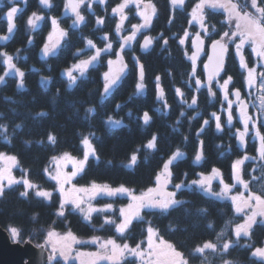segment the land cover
<instances>
[{
  "label": "trees",
  "instance_id": "1",
  "mask_svg": "<svg viewBox=\"0 0 264 264\" xmlns=\"http://www.w3.org/2000/svg\"><path fill=\"white\" fill-rule=\"evenodd\" d=\"M119 1L110 0V5ZM151 1L156 5L157 14L151 29L154 43L148 53H141L138 45L123 48L122 38L117 33L119 20L109 13L111 6L106 13L100 8L91 11L85 6L81 27L63 21L68 29L65 41L58 53L45 59L40 57L39 51L45 43L50 21L45 19L34 29L29 23L34 11H42L37 0L18 4L21 11L12 20L7 17V12L13 8L12 0L0 2V34L12 31L10 42L0 44V75L7 72L5 83L0 84V125L5 126L0 127V152L17 157L18 175H27L31 183L53 192L48 202L31 191L24 196L23 184L4 189L0 194V226L12 236V230L18 228L16 240H30L36 245L46 243L48 231L56 229L70 231L78 238L113 237L133 246L144 243L148 228L152 227L183 254L188 264H201L205 258L211 264H222L226 259L236 264H264V259L256 257L251 250L262 245L264 225H256L258 232L252 238L237 234L235 226L244 217L236 211L233 202L208 194L192 183L201 173H210L214 168L221 170L226 181H232L235 162L241 158L244 149L237 146L234 129L226 123V113L221 109L222 95L215 82L216 96H213L202 69L193 76L190 42L184 44L180 40L188 28L196 29L190 21V6L172 9L170 0ZM259 5L264 6V0H259ZM62 11L63 1L59 0L47 14L59 17ZM259 18L264 21V15ZM133 19L137 21L135 16L129 21ZM205 24L209 26L208 44L213 39L223 38L232 29L227 14L215 9L206 11ZM89 40L95 47L89 45ZM109 41L112 42L111 49L105 48ZM96 48L104 49L99 62L90 65L69 87L66 69L79 59L94 55ZM77 49H83V54ZM4 53L11 56L16 68L24 72L23 85H20L19 72L7 71ZM120 54L129 67L105 92L103 73L108 69V60ZM141 64L145 70L143 90L136 87ZM228 76L234 78L232 88L242 86L244 71L240 70L233 52L226 61L222 78ZM197 78L204 83L198 84ZM193 98L197 100L196 104H192ZM90 108L94 111H88ZM41 112L46 115H38ZM213 112L221 114V128H217ZM145 113L151 117L147 123ZM108 117L122 120V124L111 127L106 121ZM262 129L264 131V124ZM89 134L95 135L98 159H88L77 178L80 184L98 182L127 186L138 192L147 190L155 185V177L179 150L184 155L172 163L171 188L176 190L181 203L166 211L143 210V217L133 221L123 234L116 231L114 223H104L102 213L95 214L92 221L87 222L70 207L59 212L60 195L55 191V183L47 178L46 170L52 159L62 153L82 156V141ZM49 135L56 136L55 143L48 139ZM152 139H155L156 147L148 148V141ZM255 147V143H249L246 150L255 153ZM201 151L204 158L196 164L195 156ZM135 153L138 160L133 167H128L126 163ZM253 162L244 163L242 174L250 180L253 192L264 195V165L255 167L253 177L258 179H254L251 177ZM99 200L113 203L115 215L120 205L128 202L127 197ZM201 209L207 211L201 212ZM116 217L119 219L118 215ZM249 239L252 248L246 243ZM206 242L216 247L195 251ZM81 247L90 246L84 244ZM53 264L64 263L57 259ZM119 264H136V260L125 259Z\"/></svg>",
  "mask_w": 264,
  "mask_h": 264
},
{
  "label": "rangeland",
  "instance_id": "2",
  "mask_svg": "<svg viewBox=\"0 0 264 264\" xmlns=\"http://www.w3.org/2000/svg\"><path fill=\"white\" fill-rule=\"evenodd\" d=\"M84 2L86 4H88L89 7L92 8L93 4L90 0H83V3ZM144 2L147 3L146 0H144ZM144 2L141 1L139 6L134 10V12L137 13L139 15V17L141 18V21L137 24L143 25L139 30L144 29L148 25V24H145V18L143 15H141V9L144 7ZM122 3H123V0L120 3L113 5L109 9V12L111 14H115L118 16L119 21H121V12L119 10H117V8ZM199 3H200V1L196 3V6ZM233 3H235V4L239 3L241 5L238 9L242 14H244L245 10H247L249 12V16H252L253 18L259 20L261 24H263L259 18V15L260 16L262 15V13L259 11L260 7L254 6L253 0H233ZM130 6H131V4H129L124 9V11L127 12L129 10ZM196 6H195V8H196ZM18 9H19V7L15 6L10 12L7 13V17L10 20H12L13 16L15 15L14 12L17 11ZM223 10L227 14V18H228L229 14H228L227 9L223 8ZM78 14L83 16V19H84V14H82V12L78 13ZM78 14H76V18L78 16ZM44 19H45L44 15H41L38 13H33L29 18V20H30L29 23H30L31 28L34 29V28L38 27L41 23H43ZM32 21H35V23H32ZM82 21L83 20H80L77 18L76 23H73V24H80ZM191 21H192L191 24L196 25V29L191 30L190 28H188L186 30V32L183 33L180 40L183 41L184 44H187V42L190 41V39L193 38L196 34H200L202 36V38L204 39V41L206 42L207 41V35H208L207 24H205V22H204V24L202 25L199 20L195 19L193 17V10L191 11ZM228 21H229V24L232 26V29H231V32H229V34L223 36L222 40H224L225 42L231 41L232 44L235 45V47H237V45L239 44L240 39H241L238 35H234V33L236 32V24L238 21L236 20L235 17H233V19L231 21L228 19ZM127 22L130 23L129 22V14H128V18L123 22V24L126 25ZM57 23L59 24V27L63 31H65V29L63 28L60 21L58 19L54 18L51 21V27H50L49 33L47 35V39H46L47 43H48V36L53 31V29L55 28ZM119 32H120V35L122 36L123 48L126 46H130L131 45V39L128 40L127 43H125L124 37H127V36L123 34V31L121 29ZM64 38L61 40V44H62ZM61 44H60V46H61ZM60 46H58L53 51H57V49ZM247 46L251 49V53L253 55V59L255 62L254 64H252V67L257 68L259 72H264V60L260 59V57L257 55V53L254 49L252 40H249L244 47H247ZM193 53H194V51L192 50V52H190V55L191 54L193 55ZM117 56L118 55L113 56L109 59H114ZM98 62H99V59L94 61L90 65L96 64ZM251 63H252V61H251ZM241 67L244 71L243 79H244V83H245L244 88L242 89L243 90L242 95L246 99V102L248 103L249 115L251 117L248 120V131L245 133V135L247 136L248 142L256 144L255 153H249V152H247L246 147H243L244 153L240 158L243 160V165H242V170H241L242 180H238V183L235 182L236 181V179H235L236 169H235V165H234L233 180L232 181H226L223 178V176L215 177L213 182H212V192H208L204 186L196 184L199 188H202L206 193L211 194V195H213L212 193L221 191V189L223 188L222 180L232 184L233 188H232V190L228 196H216V195H214V196L219 197V198L229 199L233 202L236 211L244 217L242 222H240L238 225L246 224L248 222V218L250 216H252L253 212L256 211V208H255L256 198L255 197L257 195L264 196L260 193L253 192L250 189L251 188L250 187V180H246L242 174L245 162H250V161L255 162V163L253 162V164L251 165V169H252V173H253L251 175V177H253L254 172H255V167H257L258 164L264 165V157H261V138H260V136L257 135V129L258 128L260 129V126H262V124H264V108L261 107V97L264 96V76H259L256 84L249 85L248 80H247V70L243 66H241ZM7 71L13 72V73L17 72L16 68H12V69L8 68ZM74 75H77L78 78L81 77L78 70L76 72H74ZM222 79H227V77L222 78ZM216 86L219 89V85L217 84ZM220 92L222 95V102H223L221 109L223 112L225 111V113H226L225 119H226V123H227V117H228L227 109L229 107V104H228V101L223 98V91L220 90ZM231 99H235L234 93L232 94ZM232 107H233L234 119H233V123L228 124V125L233 126V129L235 128L234 133H236V130L241 132L245 129V122H244L243 117L240 114V105H239V103H237V104L233 105ZM108 118L106 119V121H107V124L111 127H117V126L122 124V120H119V119L112 117L113 121H116V120L120 121V124L117 125L114 122H112V123L109 122ZM260 132H261V129H260ZM86 136H89V135H86ZM94 136H95L94 134H91L90 139L92 140L93 145L95 147L94 140H93ZM83 148H84V154L82 156H76V155L71 154L69 152H65V153L70 154L76 160L85 161V163H84L83 169L79 170V171L77 170L76 166L70 161L62 164L64 173L71 176V179L68 182L63 184L64 191L61 190L62 181L60 179L55 178V177H56L57 159L62 157L65 153H62L60 155L55 156L51 161L50 167H48L46 170L47 178H49L50 180H52L55 183V185H56L55 191L57 193H59V195H60V203H59L60 208L58 210L59 212H62L65 208L70 207L73 211L78 212L83 217V219L86 220L87 222H91L92 217L95 214L102 213L104 216V223H114L116 226V231L119 234H123L130 227V225L132 224L133 221H135L137 219H141L143 217V210H152V209L153 210H155V209L156 210L157 209L162 210L158 207L145 205L140 210L139 215L133 216V215H130L128 212L129 206L134 203L133 202V196H139L146 190L138 192L132 188H129L127 186H123L124 188L130 189L131 191H121V190H119V189H121V186H110L108 184L98 183V182H92L89 185L80 184L77 181V178L82 174L84 167H85V164L88 161V159H90V158L98 159V155H97L96 151L94 153H89L84 144H83ZM182 153L184 155V152H182ZM135 155L137 156V160H138L137 153H135ZM86 157H87V159H85ZM169 159H168V161H169ZM0 163H2V162H0ZM255 164H257V165H255ZM126 165L128 167L134 166V164H130L129 161L126 163ZM17 169H20L19 164H16L11 169V177H13L14 179H10L9 177H0V194L2 193V191L4 189L10 187L11 185L23 184L25 186V190L23 192L24 196H27L28 192L31 191L34 193V195L41 197V198H44L48 202L51 201V198L53 195L52 191H49V190L44 189V188H40L37 184L31 183V181L29 180L27 175H18L16 173ZM72 173H76V175H71ZM205 174H208V173H205ZM200 178L201 177H199L197 180H199ZM245 182L248 184L247 188L245 187ZM216 183H219V185L215 186ZM94 184L95 185H101V186L102 185H108V186H110L111 189H115L116 191H107V190H104L103 188H99V189H96L92 194L80 192L79 195L82 197V200L79 204H77L76 202H74V200H71V199L66 200V198H65V192L66 191L71 190L73 188L92 189ZM168 187H169L170 191L176 192V190H173L171 188V184ZM215 188H218V189L215 190ZM43 193H47V194H43ZM241 195L244 198L249 199V206L242 207L241 209L238 210L236 202L232 199V197L241 196ZM107 197H127L128 198V202L126 204L120 205L119 210L117 211L116 215L119 216V219H117L116 215L114 214L116 211V207L113 203H102V202H100L101 200H99L101 198H107ZM176 199H177V197H176ZM163 211H166V210H163ZM258 220L264 221V215L256 216V218L252 222V224ZM238 225L235 226L236 231H237ZM150 228H152V227L148 228V235H147V238L145 239V242L140 243L136 246H133V245H130L127 243L126 244L120 243L119 241H117L113 237L94 236V237H90V238H78L73 233H71L70 231L61 232V231L56 230V229H50L48 231L47 237H46V243H44V244L49 249L51 256L57 257L64 264H117L122 259V257L124 259H135L136 264H156L157 256L152 254L155 250L151 247V244L149 241V235H150L149 229ZM53 233L55 235H53ZM239 233L240 234H246L247 231H241ZM12 237L14 239H16L14 237V235ZM61 238H63V239H61ZM160 239H161V237L158 234V236L156 238L157 244L160 243ZM84 244L88 245L90 247H88V248L87 247H85V248L81 247V245H84ZM160 259H161V262L163 264L164 258L161 257Z\"/></svg>",
  "mask_w": 264,
  "mask_h": 264
},
{
  "label": "snow or ice",
  "instance_id": "3",
  "mask_svg": "<svg viewBox=\"0 0 264 264\" xmlns=\"http://www.w3.org/2000/svg\"><path fill=\"white\" fill-rule=\"evenodd\" d=\"M45 2H50V0H45ZM134 0H123V3L118 6L117 10L121 12V25L123 22L128 18V13L124 11V9L131 3H133ZM144 2V0H143ZM174 4H185V0H172ZM83 3V0H78V2L73 3L72 7L73 10L76 11L80 4ZM210 6L212 8H225L228 11V19L231 21L233 17L236 18L238 21L236 24V32L234 35H238L241 39L239 44L237 45V49L240 53V63L241 65L247 70V80L249 85L256 84L258 81L259 76H264V72H259L257 68L252 67V63L248 56L245 54L244 46L247 44L249 40H252L254 49L258 56L261 58H264V24H261L259 20L253 18L249 15L242 14L237 5L233 3V0H200V3L196 6V8L193 10V17L201 22L203 25L206 19V7ZM259 11L264 15V8H260ZM157 14V8L154 3L151 2V0H148L147 3L144 2V7L141 9V15L145 18V24H150L152 22V16ZM38 18V17H37ZM78 19L83 20V16L79 15L77 16ZM32 23H35V21H32ZM143 25H134V27L139 31V29ZM119 30V29H118ZM67 35L65 31H63L59 24L57 23L53 31L48 36V43L44 45L43 51L45 54L53 52L54 49H56L61 44V40ZM135 33H132L131 35L124 37L125 43H127L130 39H135ZM227 35V33L225 34ZM154 38L147 37L145 38L144 42V48L147 49L153 44ZM183 42V41H182ZM89 45L93 44V41L89 40ZM193 43H196L197 45V52L194 53L191 56V59L195 63V61L199 58V53L203 51V39L199 36H197V41H194ZM105 48L111 49L112 48V42L109 41ZM83 49H77L78 53L83 54ZM104 51L103 48H96V52L94 55L88 56L83 59H79L78 62L73 63L72 66L68 69H66L67 76L69 77V87H72L76 81L78 80V76L74 75V72L77 70L79 71L80 76H83L89 65L93 63L94 61L98 60V58L101 56V53ZM229 51V45L224 43L223 40H218L213 45V55L209 57L208 64L205 65V67L208 69L207 74V83L209 86V91L212 93L213 96H216V90L215 86L218 84L219 89L223 91V98L228 101L229 107L227 109L228 111V117H227V124L233 123V105L239 103L240 105V114L244 119L245 122V129L240 132V139L241 141H245V133L248 131V120L251 118L249 115V106L246 102V99L243 97L242 92L240 89H233L232 83H233V77L228 76L227 79H221L225 70L226 66V56ZM122 53V49H121ZM5 56H7V64L8 68H16V65L13 63L12 57L9 56L7 53H4ZM129 67V65L125 62V57L120 54L114 59L108 60V69L103 73L104 75V90L105 92H108L110 88H112L117 81L120 80V78L125 73L126 69ZM16 71L20 74V85H23L24 80V72L20 71L16 68ZM193 72L195 73V69H193ZM7 76V72H5L3 75H0V84L5 83V77ZM144 76H145V70L144 66L141 64L140 66V80L139 83L136 85L137 88L140 90H143L145 88L144 84ZM47 79V78H46ZM198 84H203L204 81L197 78L196 81ZM215 82V86H214ZM234 93L235 99H231L232 94ZM164 94V89L161 88V95ZM10 99V98H9ZM197 100L193 98L192 104H196ZM261 107L264 108V96L261 97ZM88 111H94V109L90 108ZM38 115H46V113L41 112L38 113ZM213 116L216 117V126L217 128L222 127L221 122V114L217 112L212 113ZM145 122L147 123L151 117L145 113ZM109 122H114L115 124L119 125L120 121L116 120L113 121L112 117L108 118ZM205 123H208L206 120ZM224 125V124H223ZM2 127V126H0ZM19 127V126H17ZM89 136H85L82 143L85 145L89 153H94L96 151L92 140ZM257 135L261 138V157H264V134L260 132V129H257ZM7 139V137H6ZM48 139L51 140L53 143L56 142V136L55 135H49ZM246 142V141H245ZM148 148H155L156 147V141L155 139H152L148 141ZM183 153L179 150H177L174 154H172V157L169 159L167 163L164 164L162 170L159 172V174L155 177V185L153 187H149L146 191H144L139 196H133V204L129 206V214L130 215H139L140 210L145 205H150L153 207H158L162 210H167L171 206L180 204L181 201L176 199V192L169 190V185L172 183V177H173V169H172V163L177 160V158L181 157ZM204 158V153L201 151L199 154L195 156L196 161H201ZM87 159V157L85 158ZM72 162L77 170H82L85 161H79L76 160L74 157H72L70 154L65 153L62 157L57 159V168H56V177L57 179H60L62 181L61 183V190L64 191L63 184L68 182L71 179V176L64 173L62 164L66 162ZM137 161V156L133 154L131 156V159L129 161L130 164H135ZM0 177H9L10 179H14L11 177V169L18 163V159L14 155H9L8 153L0 152ZM243 160L237 159L235 162V169H236V179L242 180L241 177V170H242ZM71 175H76V173H72ZM222 176L221 170L219 168H214L210 171V173L200 174L199 180L192 181L193 184H198L201 186H204L208 192H212V182L215 177ZM223 188L220 192L212 193L216 196H228L233 188V185L223 181ZM176 187L179 189L180 185L177 184ZM245 187H248V184L245 182ZM103 188L107 191H116L115 189H111L108 185H93L92 189H84V188H73L71 190H68L65 192V198L66 200L71 199L74 200L77 204H79L82 200V197L79 195L80 192H85L88 194H92L96 189ZM121 191H131L130 189L124 188L121 186ZM47 194V193H43ZM256 211L253 212L252 216L248 218V222L246 224H241L237 226V234L241 231H248V228L251 226L252 222L255 220L256 216L258 215H264V196L257 195L256 197ZM232 199L236 202L237 209H241L242 207L249 206V199L244 198L241 196H234ZM201 212H206V209H201ZM230 223V222H229ZM211 227V225H209ZM13 235L15 238H18L19 232L16 229L12 230ZM149 241L151 244V247L155 250L152 254L157 256V262L156 264H162L161 257L164 258L163 264H187V261L184 259L183 254L176 249V247L163 240L160 239V243H156V238L158 236V233L155 229L150 228L149 229ZM53 235H55L53 233ZM222 235V233H221ZM63 239V238H61ZM217 239H220V236L217 237ZM216 245L211 242H206L202 247H199L195 249L197 252H203L206 248H215ZM225 247L227 248L228 245L226 244ZM257 254L264 255V249H257Z\"/></svg>",
  "mask_w": 264,
  "mask_h": 264
},
{
  "label": "flooded vegetation",
  "instance_id": "4",
  "mask_svg": "<svg viewBox=\"0 0 264 264\" xmlns=\"http://www.w3.org/2000/svg\"><path fill=\"white\" fill-rule=\"evenodd\" d=\"M27 1L28 0H23L21 3H14L13 4V8L15 7V6H17L18 4H20V5H25L26 3H27ZM56 1H59V0H51V4H50V7L49 8H44V6L43 5H41L40 3H39V0H37V2H38V7L43 11H40V10H37V11H34L33 13H38V14H41V15H44L45 16V19H48L49 21H50V27H51V21L54 19V18H56V19H58L59 21H60V23L62 24V26H63V28L65 29V31H66V33H68V29L67 28H65L64 27V25H63V21H65L67 24H70V26H77V27H81V24H83V22H84V19H85V15H84V19H83V21L80 23V24H73V23H76V21H77V18H76V14H78V13H81L82 12V14H83V8L85 7V6H88V4L86 5V3L84 2L83 4H80L79 5V9H78V11L77 12H75V13H72L71 12V9H70V7H69V5H68V2H67V0H61V1H63V11H62V13L60 14V16L58 17V16H54V15H51V14H47V13H49L48 11H50V9L52 8V7H54L55 5H56ZM122 0H120L118 3H120ZM141 1H143V0H139V2H138V4L137 5H135V4H133V3H131V6H130V8H129V10L127 11L128 12V14H129V19L131 20V18L133 17V16H135L136 18H137V21L135 20V19H133L132 21H129L130 23H126V25H124V24H122L121 25V21L119 22V24H118V26H117V33H118V36L120 37L121 35H120V29L123 31V34L124 35H126V36H129V35H131L132 33H135L136 35H135V39L133 40V39H131V45L132 46H135V45H138V48L140 49V43H141V41H142V39L146 36V35H148V34H151L152 35V38H154V35L151 33L152 32V27H153V21H154V17H155V15L154 16H152V22L150 23V24H148L147 25V27H145L144 29H142V30H139L138 32H137V29L134 27V25H138L137 23H139L140 21H141V18L139 17V15L137 14V13H135L134 12V10L139 6V4L141 3ZM147 2H148V0H146ZM200 0H185V4H183V5H175L174 3H172V0H170V4H171V7H172V9H174L175 7H177V8H185V6H190V13H191V11L192 10H194V8H195V6H196V3L197 2H199ZM92 2V1H91ZM152 2V1H151ZM153 3V2H152ZM92 4H93V6H92V8L91 7H89V9L91 10V11H94L95 10V7H97V8H100V10L103 12V13H106L107 11H108V7L109 6H113V5H110V0H109V3L106 5V8L105 9H103L102 8V6L101 5H99V4H95V3H93L92 2ZM117 4V3H116ZM20 5H18V7H19V9L17 10V11H15L14 13L15 14H17L18 12H20L21 11V6ZM115 5V4H114ZM12 8V9H13ZM11 9V10H12ZM213 9H215V10H218V11H223L224 12V10H223V8H212V7H210V6H207L206 7V10L205 11H207V10H210V11H212ZM11 10H9L8 12H10ZM68 11V12H67ZM7 12V13H8ZM32 13V14H33ZM110 13V12H109ZM31 14V15H32ZM111 14V13H110ZM112 15H115V14H112ZM115 16H117V15H115ZM118 17V16H117ZM45 19H44V21H45ZM43 21V22H44ZM263 23V22H262ZM43 23H41L38 27H40L41 25H42ZM208 26V25H207ZM119 29V30H118ZM50 30V29H49ZM207 31H209V26H208V30ZM48 33H49V31L47 32V35H48ZM129 34V35H128ZM208 35H209V32H208ZM67 36V35H66ZM66 38V37H65ZM65 38H64V40H63V42H62V44H61V46L63 45V43H64V41H65ZM121 38H122V36H121ZM46 39H47V36H46ZM191 40H192V38L190 39V46H191ZM215 40H217V39H213V41H215ZM47 43V40H45V43L42 45V47H41V49L44 47V45ZM211 43V42H210ZM209 43V44H210ZM226 44H228L229 45V51H228V53H227V59H228V57H229V55H230V53L231 52H233V55L235 56V53H234V51H235V45H233L232 44V42L231 41H227L226 42ZM61 46L57 49V51H53V52H51L50 54L48 53V54H46L45 55V57L44 58H42L41 56V58L42 59H45V58H50V57H52V56H54L56 53H58V51L60 50V48H61ZM234 46V47H233ZM206 48L208 49V43H207V41H206ZM40 49V50H41ZM244 51H245V54L248 56V58L250 59V61H252V64H254L255 62H254V59H253V55H252V53H251V49L247 46V47H244ZM192 52V51H191ZM39 53L41 54V51H39ZM134 55H136V54H134ZM191 56H192V54L189 56V58H190V60H191ZM260 57V56H259ZM260 59H262V60H264V58H261L260 57ZM235 60H236V57H235ZM191 63H192V66H193V69H195V73L193 72V76H196V73H197V71L201 68L202 69V72H203V74H204V77L207 79V75H206V73H205V69H206V67H205V65L207 64V61H206V56L204 57V58H202L201 60H199L197 63H194L192 60H191ZM238 63V62H237ZM239 64V68H240V70H242L243 71V69H242V65H241V63H238ZM64 73H65V71H64ZM233 84V83H232ZM244 79H243V83H242V86H238V87H235V88H233V89H240L241 90V92H243V88H244ZM263 125V124H262ZM260 129H261V132H262V134H264V131H263V129H262V126H260ZM234 130H235V128H234ZM237 132H239V131H237L236 130V133ZM235 133V134H236ZM245 137H246V141H247V144H246V147H247V145H249V143H251V142H248V139H247V136L245 135ZM196 160V159H195ZM195 162V161H194ZM200 162V161H199ZM198 162V163H199ZM197 163V164H198ZM242 222V221H241ZM256 225H264V221H260V220H258V221H256V222H254L249 228H248V231H247V233L246 234H243V235H247L248 237L250 236V238H252V235L253 234H255V233H257L258 232V228L256 227ZM246 243H248V246H251V248L253 247V245L251 244V242H250V239L246 242ZM257 249H264V240H263V242H262V245L261 246H258V247H256V248H254V249H251L252 250V253L256 256V257H259V258H262V259H264V256L262 255H259V254H257ZM125 259L122 257V259L117 263V264H119V263H121V262H123Z\"/></svg>",
  "mask_w": 264,
  "mask_h": 264
},
{
  "label": "water",
  "instance_id": "5",
  "mask_svg": "<svg viewBox=\"0 0 264 264\" xmlns=\"http://www.w3.org/2000/svg\"><path fill=\"white\" fill-rule=\"evenodd\" d=\"M22 1L23 0H14V2H20V3ZM91 1L95 4L101 5L103 9H105L106 5L109 3V0H91ZM67 2H68V5L72 13H75L78 11L79 7L76 11H74L72 7V4L78 2V0H67ZM138 2L139 0H134L133 4L137 5ZM39 3L43 5L44 8H49L51 4V0L50 2H45V0H39ZM176 5H180V4H176ZM197 36L202 38L200 34H196L192 38V48H193L194 53L197 52V45L196 43H193V42L197 41ZM147 37H152V35L151 34L146 35L140 43V51L143 54L148 53L152 48V45L147 49L144 48L145 38ZM10 40H11V37L9 35H0V44H6L10 42ZM216 41L210 43L207 49L206 42L203 39V49L204 50L199 53V58L195 61V63H197L199 60H201L202 58L206 56V61L208 64L209 57L213 55V45L215 44ZM223 42L225 43L224 40ZM43 48L40 50L41 51L40 56L42 58H44L46 55L43 51ZM234 53H235L237 62L240 63L239 50L236 48ZM205 73L206 75L208 74L207 68H206ZM245 141H246V138H245ZM245 141H241L240 132H238L236 134L237 146L239 148L244 147L246 145ZM195 163H198V161L195 160ZM235 179H236V174H235ZM235 182L238 183V180L236 179ZM56 260H57L56 257L50 255V252L46 248L45 244L36 245L30 240H26L24 242L15 241L12 239L9 231L0 226V264H53Z\"/></svg>",
  "mask_w": 264,
  "mask_h": 264
},
{
  "label": "clouds",
  "instance_id": "6",
  "mask_svg": "<svg viewBox=\"0 0 264 264\" xmlns=\"http://www.w3.org/2000/svg\"><path fill=\"white\" fill-rule=\"evenodd\" d=\"M236 5L238 8L241 6L239 3H237ZM253 5L260 7V8H264V6L259 5V0H253ZM244 15H249V12L247 10H245ZM0 126L5 127L4 125H0ZM257 167H259V165H257ZM262 174H264V173H262ZM253 178L258 179V177H253ZM14 229L18 230V232H19L18 228H14ZM201 264H211V261L208 260L207 258H205L204 261H201ZM222 264H236V262H234L231 259H226V260L222 261Z\"/></svg>",
  "mask_w": 264,
  "mask_h": 264
}]
</instances>
